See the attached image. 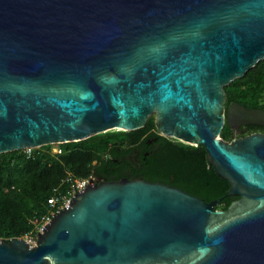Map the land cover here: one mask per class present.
I'll list each match as a JSON object with an SVG mask.
<instances>
[{"label":"water","instance_id":"95a60500","mask_svg":"<svg viewBox=\"0 0 264 264\" xmlns=\"http://www.w3.org/2000/svg\"><path fill=\"white\" fill-rule=\"evenodd\" d=\"M264 59V0H0V154L144 127L203 145L226 209L141 178H91L0 264H264V133L226 140L225 87ZM239 118H246L240 116Z\"/></svg>","mask_w":264,"mask_h":264},{"label":"trees","instance_id":"16d2710c","mask_svg":"<svg viewBox=\"0 0 264 264\" xmlns=\"http://www.w3.org/2000/svg\"><path fill=\"white\" fill-rule=\"evenodd\" d=\"M227 105L237 102L247 108L264 109V59L244 76L225 87ZM243 131L264 132V126L247 125ZM156 129L155 118L139 129L110 130L80 141L60 143L63 153L56 154L50 145L0 154V238L10 240L26 237L34 230L33 218L48 211V199L54 195H68V177L85 179L91 175L118 180L124 177H143L149 181L162 180L210 202L221 198L215 209H226L238 196L228 195L230 183L219 176L209 162L203 145L185 142L172 144L160 136L163 150L154 159L135 169L130 157L132 145L145 133L148 143ZM222 136L231 140L233 131L226 122ZM168 172L173 173V181ZM168 176V177H167ZM171 181V182H170Z\"/></svg>","mask_w":264,"mask_h":264},{"label":"flooded vegetation","instance_id":"af4514ba","mask_svg":"<svg viewBox=\"0 0 264 264\" xmlns=\"http://www.w3.org/2000/svg\"><path fill=\"white\" fill-rule=\"evenodd\" d=\"M228 106V105H227ZM241 127H245V126H241ZM241 127L238 129V130H234L232 129L233 131V136L234 137H242V136H245V135H248V134H251V133H254V132H261V133H264L263 131L261 130H257L255 129L254 131L250 132V133H245L242 135V133H244L243 131L244 130H240ZM246 128L247 125H246ZM247 129H245V132H246ZM238 131H241V132H238ZM151 132H154L155 135H152V138L149 139V142L146 144L144 143V138L151 135V133L147 132L145 133V135L137 142L135 143L134 145H132V151L130 153V157L131 159L134 161L135 163V166L134 168L137 170L139 168H141V166L143 165L144 162L146 161H149L151 159H154L158 156V154L161 153V151L163 150V147H162V144L160 142V136H164L162 135L157 129L151 131ZM233 137V138H234ZM168 140L172 142V144H176V143H179V142H183L181 140H178L176 138H172V137H168ZM186 143V142H185ZM92 176V180L94 182H99V181H103V180H109L108 178L104 179V177H100V176H97V175H91ZM168 176H169V180L173 181L174 179V175L173 173L171 172H168ZM167 176V177H168ZM124 178H127V177H124ZM137 178H141V179H144L143 177H137ZM119 180V179H118ZM146 180V179H145ZM149 181V180H148ZM170 181V182H171ZM153 182H162V183H166V184H169L171 186H175V185H172L171 183H167V182H164L162 180H158V181H153ZM177 187V186H175ZM180 188V187H178ZM182 189V188H181ZM239 198V197H238ZM237 198V199H238ZM236 200V199H235Z\"/></svg>","mask_w":264,"mask_h":264},{"label":"built area","instance_id":"2783aa9c","mask_svg":"<svg viewBox=\"0 0 264 264\" xmlns=\"http://www.w3.org/2000/svg\"><path fill=\"white\" fill-rule=\"evenodd\" d=\"M32 149H27L30 152ZM63 148L60 146L53 153L60 154L63 153ZM92 176L85 179L73 178L72 176L68 177V181L70 182V189L68 191V195L60 196L59 194H54L48 199V211L41 215L33 218L32 222L34 224V230L27 235L26 239L29 241L31 245H34L38 239L39 231L41 233L44 232V227L48 225L55 215V213L59 212L61 209H64L69 205L71 200L73 199L75 193L78 190H83L86 188L88 182H90Z\"/></svg>","mask_w":264,"mask_h":264},{"label":"bare ground","instance_id":"6f19581e","mask_svg":"<svg viewBox=\"0 0 264 264\" xmlns=\"http://www.w3.org/2000/svg\"><path fill=\"white\" fill-rule=\"evenodd\" d=\"M236 108H233L232 111H231V119L233 121V123H236L237 121H244L246 119L248 120H256V121H259V122H263L264 123V114H261V115H257V116H251V115H241V114H237L236 113ZM155 115V113H152L149 115V118L151 116ZM240 116H245L246 118H239ZM33 149V147H27V149Z\"/></svg>","mask_w":264,"mask_h":264},{"label":"rangeland","instance_id":"374dc122","mask_svg":"<svg viewBox=\"0 0 264 264\" xmlns=\"http://www.w3.org/2000/svg\"><path fill=\"white\" fill-rule=\"evenodd\" d=\"M262 104L264 105V94H263V96H262ZM151 117H154L155 118V116L153 115V116H151ZM246 129V126L245 127H241V131L242 130H245ZM241 131H238V132H241ZM243 135V134H242ZM50 147H51V150L52 151H55V149H58L59 147H60V145L57 143V144H51L50 145ZM27 150V149H26ZM27 237V236H26Z\"/></svg>","mask_w":264,"mask_h":264}]
</instances>
